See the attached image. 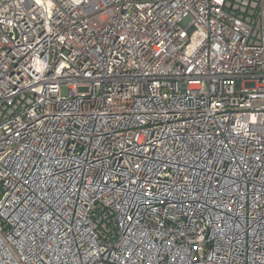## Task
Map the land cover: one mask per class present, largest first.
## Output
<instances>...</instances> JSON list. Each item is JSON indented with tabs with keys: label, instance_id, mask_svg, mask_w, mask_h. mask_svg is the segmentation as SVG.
Listing matches in <instances>:
<instances>
[{
	"label": "built area",
	"instance_id": "2783aa9c",
	"mask_svg": "<svg viewBox=\"0 0 264 264\" xmlns=\"http://www.w3.org/2000/svg\"><path fill=\"white\" fill-rule=\"evenodd\" d=\"M0 264H264V0H0Z\"/></svg>",
	"mask_w": 264,
	"mask_h": 264
}]
</instances>
